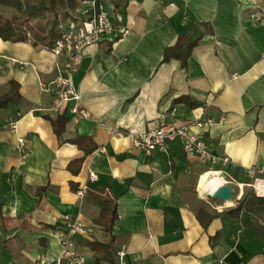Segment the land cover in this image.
Wrapping results in <instances>:
<instances>
[{
  "label": "crops",
  "instance_id": "crops-1",
  "mask_svg": "<svg viewBox=\"0 0 264 264\" xmlns=\"http://www.w3.org/2000/svg\"><path fill=\"white\" fill-rule=\"evenodd\" d=\"M104 2L114 32L83 51L73 78L76 113H56L42 88L55 78L49 50L0 39V95L11 80L21 89V104L0 111V264H55L61 237L75 222L88 229L77 252L96 264L100 255L84 241L109 239L96 224L113 205L117 264H264V242L246 225L251 219L222 214L206 229L200 225L199 209L214 215L230 208L213 195L199 197L194 181L215 171L232 181V195L240 187L244 194L249 168L264 171V0ZM197 23H210L213 33L186 68L163 62L165 50ZM182 96L196 107L173 104ZM61 114L68 121L58 137L51 121ZM161 117L188 126L216 162L187 157L176 143L166 154L134 149L128 133L145 132ZM206 119L216 123L196 125ZM76 137L95 145L79 168L71 164L83 157L69 143ZM83 184L88 189L78 197Z\"/></svg>",
  "mask_w": 264,
  "mask_h": 264
},
{
  "label": "built area",
  "instance_id": "built-area-1",
  "mask_svg": "<svg viewBox=\"0 0 264 264\" xmlns=\"http://www.w3.org/2000/svg\"><path fill=\"white\" fill-rule=\"evenodd\" d=\"M104 1L81 0L78 8L72 14V18L68 19L65 24L60 25L59 36L50 50L57 58L55 78L49 86H42L44 91L53 95L52 109L56 113H61L66 109L72 113L77 112V101L80 100V96L73 78L76 72L79 71L84 59L83 51L89 45L99 43L105 36L114 32V26ZM252 18L256 22L260 21L256 15H253ZM70 102L74 104V107L69 109L67 104ZM16 123V121L9 123L12 131L16 129ZM215 123L216 121L213 119H206L197 122L196 125L211 126ZM112 133H115V131L113 130ZM128 137L134 149L146 153L166 154L169 146L176 143L187 157H196L202 163L214 164L216 162L207 154L202 139L191 133L188 126L167 122L165 117H161L155 127L145 132H129ZM18 143L23 147V140H18ZM223 162L226 163L227 160L224 159ZM221 177L224 181L221 186L232 185V181L225 180L224 175ZM247 177L249 183L246 186L253 191L252 193L256 197L264 199V171L260 168H249ZM88 181L95 183L97 176L89 173ZM87 189V184L81 185L76 195L83 197ZM87 232L88 229L84 225L76 222L71 224L61 237V252L59 258L55 260V264H61L62 262H66V264H86L85 258L77 252V238L86 235ZM35 264H48V261L43 258Z\"/></svg>",
  "mask_w": 264,
  "mask_h": 264
},
{
  "label": "trees",
  "instance_id": "trees-1",
  "mask_svg": "<svg viewBox=\"0 0 264 264\" xmlns=\"http://www.w3.org/2000/svg\"><path fill=\"white\" fill-rule=\"evenodd\" d=\"M81 0H0V7L14 10L18 13L20 19H24L22 23H17L11 18H6L0 13V39L11 43H27L30 42L34 47H41L45 50H51L55 40L59 36L60 25L72 18V14L79 6ZM31 21H35L32 24ZM213 33L210 23H197L193 31L188 35H181L175 43L168 47L163 55V62L177 60L183 68H186L188 58L191 56L193 49L199 44L205 35ZM8 91L0 95V111L6 110L10 105L21 104L20 85L18 82L11 80L8 83ZM173 104H183L189 110L196 107L188 96H182L174 100ZM68 121L66 114H61L56 120L51 121L53 132L58 137L65 130ZM74 144L79 151L83 152V157L73 161L71 164L77 165L78 168L83 163L86 156L91 154L95 145L91 139L86 137H76L69 141ZM72 166V165H71ZM45 188L37 190V196H40ZM249 189L244 192L242 198L235 206L217 214H210L204 209H199L197 219L200 225L206 229L215 216L225 214L232 219H239L245 216L252 220H248L247 226L264 242V224L260 226L256 220L264 215V199L258 198ZM116 219V209L113 205L108 216L101 217L96 226H101L103 231L109 236L104 242L84 241V246L89 250L97 253L99 259L96 264L105 262L108 264H117L113 255L114 236L112 235V224ZM214 241V238L211 239ZM264 255V251H263Z\"/></svg>",
  "mask_w": 264,
  "mask_h": 264
},
{
  "label": "bare ground",
  "instance_id": "bare-ground-1",
  "mask_svg": "<svg viewBox=\"0 0 264 264\" xmlns=\"http://www.w3.org/2000/svg\"><path fill=\"white\" fill-rule=\"evenodd\" d=\"M221 174L215 171L200 173L197 175L195 181V190L197 192V195L201 198H204L205 196L212 197L215 190L224 184V181L222 180ZM242 189L241 187L234 192V194L231 196V199L223 204V208L229 207L234 208L240 199L242 198Z\"/></svg>",
  "mask_w": 264,
  "mask_h": 264
},
{
  "label": "rangeland",
  "instance_id": "rangeland-1",
  "mask_svg": "<svg viewBox=\"0 0 264 264\" xmlns=\"http://www.w3.org/2000/svg\"><path fill=\"white\" fill-rule=\"evenodd\" d=\"M0 13L2 14V16L6 17V18H11L17 23H22L24 21V19H20L18 17V13L17 12H15L14 10H11V9L0 7ZM31 22H32V24L35 23V21H31ZM244 190L246 192V191L249 190V188L246 186V188ZM258 220H256V222L258 224H262L263 225L264 224V215H263V217L259 218Z\"/></svg>",
  "mask_w": 264,
  "mask_h": 264
},
{
  "label": "water",
  "instance_id": "water-1",
  "mask_svg": "<svg viewBox=\"0 0 264 264\" xmlns=\"http://www.w3.org/2000/svg\"><path fill=\"white\" fill-rule=\"evenodd\" d=\"M214 199H220L223 202H227L231 199V187L224 185L219 187L213 194Z\"/></svg>",
  "mask_w": 264,
  "mask_h": 264
}]
</instances>
